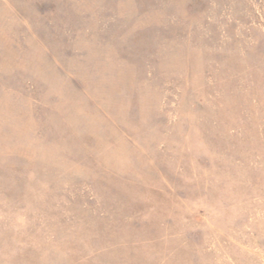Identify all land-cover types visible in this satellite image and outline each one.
<instances>
[{
  "label": "rangeland",
  "instance_id": "rangeland-1",
  "mask_svg": "<svg viewBox=\"0 0 264 264\" xmlns=\"http://www.w3.org/2000/svg\"><path fill=\"white\" fill-rule=\"evenodd\" d=\"M0 264H264V0H0Z\"/></svg>",
  "mask_w": 264,
  "mask_h": 264
}]
</instances>
